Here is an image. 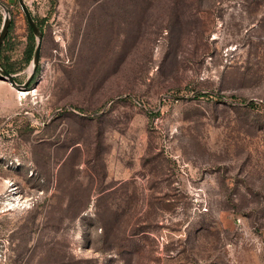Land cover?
Returning <instances> with one entry per match:
<instances>
[{
	"label": "rangeland",
	"instance_id": "1",
	"mask_svg": "<svg viewBox=\"0 0 264 264\" xmlns=\"http://www.w3.org/2000/svg\"><path fill=\"white\" fill-rule=\"evenodd\" d=\"M0 1L23 83L29 25ZM24 2L43 40L30 93L0 76L9 264H264V0Z\"/></svg>",
	"mask_w": 264,
	"mask_h": 264
},
{
	"label": "water",
	"instance_id": "2",
	"mask_svg": "<svg viewBox=\"0 0 264 264\" xmlns=\"http://www.w3.org/2000/svg\"><path fill=\"white\" fill-rule=\"evenodd\" d=\"M18 3L25 15L26 21L29 25V27L31 28L32 33L34 34L36 40H35V49L32 55V59H31V69L29 71V74L26 78V80L23 83H17L14 79V75L10 72H8L3 66L0 65V76L5 79L7 82L10 83L11 86L18 88V89H25L27 90V86L33 76L34 70L36 68V65L39 61V57H40V50H41V44H42V40H43V33L40 30V28L38 27V25L36 24L35 20L33 19L32 14L30 13L29 9L27 8L24 0H18ZM0 6L4 9L5 5L0 1ZM8 25H9V17L8 16H4L3 17V21L0 27V46L4 40V37L7 33L8 30Z\"/></svg>",
	"mask_w": 264,
	"mask_h": 264
},
{
	"label": "trees",
	"instance_id": "3",
	"mask_svg": "<svg viewBox=\"0 0 264 264\" xmlns=\"http://www.w3.org/2000/svg\"><path fill=\"white\" fill-rule=\"evenodd\" d=\"M34 19V17H33ZM35 20V19H34ZM36 24L38 25V27L40 28L41 30V27L40 25L38 24V22L35 20ZM28 30H29V33H30V37H31V43L29 44L27 50H26V54H25V62H29L31 59H32V55H33V52H34V49H35V40H34V36L31 32V28L28 27ZM43 33V32H42ZM4 41V40H3ZM4 68L8 71V72H13V69L11 67H8V66H4Z\"/></svg>",
	"mask_w": 264,
	"mask_h": 264
},
{
	"label": "built area",
	"instance_id": "4",
	"mask_svg": "<svg viewBox=\"0 0 264 264\" xmlns=\"http://www.w3.org/2000/svg\"><path fill=\"white\" fill-rule=\"evenodd\" d=\"M5 243V241H4ZM1 242L0 244V264H9V257L7 255V246Z\"/></svg>",
	"mask_w": 264,
	"mask_h": 264
},
{
	"label": "bare ground",
	"instance_id": "5",
	"mask_svg": "<svg viewBox=\"0 0 264 264\" xmlns=\"http://www.w3.org/2000/svg\"><path fill=\"white\" fill-rule=\"evenodd\" d=\"M28 93H30L29 91L27 92V91H25V89H22V91H20V95H26V94H28Z\"/></svg>",
	"mask_w": 264,
	"mask_h": 264
}]
</instances>
